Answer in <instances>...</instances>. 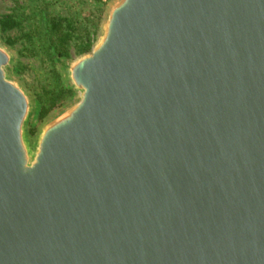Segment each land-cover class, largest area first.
<instances>
[{"label": "water", "instance_id": "obj_1", "mask_svg": "<svg viewBox=\"0 0 264 264\" xmlns=\"http://www.w3.org/2000/svg\"><path fill=\"white\" fill-rule=\"evenodd\" d=\"M0 44V264H264V0H118L33 150Z\"/></svg>", "mask_w": 264, "mask_h": 264}, {"label": "trees", "instance_id": "obj_2", "mask_svg": "<svg viewBox=\"0 0 264 264\" xmlns=\"http://www.w3.org/2000/svg\"><path fill=\"white\" fill-rule=\"evenodd\" d=\"M21 2L19 9L26 3L32 7V10L25 16L22 12L5 14L0 22L1 30L18 28L23 24L22 22L31 21L29 30L20 38L26 42L20 53L38 58L44 65L45 79L52 77L55 80L53 87L42 84V91L35 90L33 93L39 105L38 117L42 120L54 109L65 105L76 93L73 86L67 84L57 70V59L69 58L72 50L78 55L90 52L96 41L102 18L98 16L95 21L90 18L83 20L66 18L50 13L49 3L45 0H21ZM98 11L101 12L102 7L98 8ZM17 40L18 38L13 40V44Z\"/></svg>", "mask_w": 264, "mask_h": 264}, {"label": "rangeland", "instance_id": "obj_3", "mask_svg": "<svg viewBox=\"0 0 264 264\" xmlns=\"http://www.w3.org/2000/svg\"><path fill=\"white\" fill-rule=\"evenodd\" d=\"M48 5V11L52 14H57L66 18H74L78 20H83L84 18H90L91 20H97L98 16H101V25L98 31L96 41L93 46L97 43L101 33L105 20L108 17L110 8L118 0H45ZM21 0H0V22L5 14H11L14 12L23 13L24 16L28 15L32 10V7L26 3L22 8L18 6L22 5ZM102 7V11L99 12L98 8ZM30 20L22 22L20 27H16L7 31L1 30L0 23V44L6 47L13 55V60L7 69V73L10 79L15 82L20 83L28 93L32 102L31 113L26 123V136L30 147L34 150L36 148V143L38 136L42 128L54 117L77 103L80 99L78 91L75 89V96L68 100V102L62 107H58L51 111L44 119L38 117L39 105L33 96L34 91H42V84L48 87H53L55 80L51 77L45 79V69L41 61L36 57H30L23 55L22 52L26 42L20 39L24 32L29 30ZM93 28V27H91ZM94 29V28H93ZM18 40L13 44V40ZM12 42V43H11ZM73 46V44H72ZM92 46V48H93ZM73 48V47H72ZM91 48V50H92ZM89 53V52H88ZM86 54V53H85ZM84 54H75L72 50L71 56L69 58L57 59L56 67L57 70L63 76V79L67 84H71L68 77V66L77 58L83 56ZM26 66V67H25ZM73 86V85H72Z\"/></svg>", "mask_w": 264, "mask_h": 264}]
</instances>
